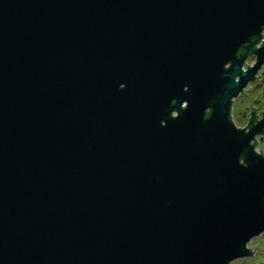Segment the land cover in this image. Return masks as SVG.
<instances>
[{"label": "water", "instance_id": "1", "mask_svg": "<svg viewBox=\"0 0 264 264\" xmlns=\"http://www.w3.org/2000/svg\"><path fill=\"white\" fill-rule=\"evenodd\" d=\"M263 36L264 0H0V264L253 254Z\"/></svg>", "mask_w": 264, "mask_h": 264}, {"label": "flooded vegetation", "instance_id": "2", "mask_svg": "<svg viewBox=\"0 0 264 264\" xmlns=\"http://www.w3.org/2000/svg\"><path fill=\"white\" fill-rule=\"evenodd\" d=\"M264 40V36L262 38ZM262 42L257 43L254 46V49L260 48ZM243 48H241L242 51ZM257 55L252 53L246 57L243 64V69L246 70L249 67L253 66L256 63ZM241 98L238 106H236L235 101ZM233 99L231 105L230 117L238 128L244 129L246 132L250 130L253 126L258 125V123L264 117V62L260 65L258 72H256L254 78L249 81L248 85L242 90V92ZM207 116L210 113V110L206 111ZM176 112H173V115L176 116ZM263 134V133H262ZM262 134H258L255 137V143H261L263 140Z\"/></svg>", "mask_w": 264, "mask_h": 264}, {"label": "rangeland", "instance_id": "3", "mask_svg": "<svg viewBox=\"0 0 264 264\" xmlns=\"http://www.w3.org/2000/svg\"><path fill=\"white\" fill-rule=\"evenodd\" d=\"M241 98L235 101L236 106H238ZM261 143L257 144L256 149L259 153L264 154V133L262 134ZM248 247L253 251L248 257H243L232 261L230 264H264V233L254 237L248 243ZM257 248V252L254 251Z\"/></svg>", "mask_w": 264, "mask_h": 264}]
</instances>
